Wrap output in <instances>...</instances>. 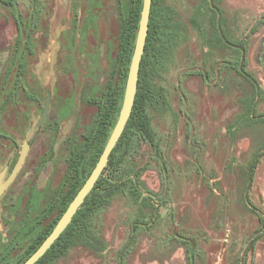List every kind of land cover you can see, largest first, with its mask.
Listing matches in <instances>:
<instances>
[{
  "label": "rangeland",
  "instance_id": "rangeland-1",
  "mask_svg": "<svg viewBox=\"0 0 264 264\" xmlns=\"http://www.w3.org/2000/svg\"><path fill=\"white\" fill-rule=\"evenodd\" d=\"M3 1L10 5L0 2V105L9 80L16 14L25 13L23 29H28L30 13L37 8L36 0ZM81 2L73 5L84 9L80 17L75 10V21L81 23L85 16L83 29L94 36L92 69L80 78L71 65L74 75L67 85L52 84L48 73L41 78L42 87L50 84L54 93L52 114L60 123L62 141L47 188L46 176L31 180L37 190L31 211L37 215L44 211L43 196L60 181L72 126L80 123L82 133L91 129L96 107L88 101L103 88L93 69L98 45H103L100 62L108 70L130 0ZM53 3L46 4L52 8ZM57 8L51 47L45 30L30 32L35 53L27 56L32 90L25 106L31 121L39 115L44 96L36 74L51 66L46 60L58 46L55 29L60 30L64 18L60 1ZM157 17L161 34L149 66L152 98L147 113L159 153L141 142L118 171L122 179L135 181L138 175L141 197L115 195L55 264H264V0H160ZM35 23L33 19L32 29ZM62 44L68 55L70 47ZM261 153L251 179L250 167ZM46 225L41 222L25 234L18 230L14 239L10 233L15 229L0 234V264L19 263L34 238L28 233Z\"/></svg>",
  "mask_w": 264,
  "mask_h": 264
},
{
  "label": "flooded vegetation",
  "instance_id": "flooded-vegetation-1",
  "mask_svg": "<svg viewBox=\"0 0 264 264\" xmlns=\"http://www.w3.org/2000/svg\"><path fill=\"white\" fill-rule=\"evenodd\" d=\"M48 1L50 0H36L37 8L34 13H30L28 29H23L26 22L25 13L18 14L17 12L15 19V41L13 42L12 54L9 55L7 66V68H10L9 80L6 83L7 87L2 89L5 93L0 105V175L3 176L2 181L4 184L7 183V186L0 195V234H8L12 229H15L16 231L10 233L12 235L11 239L15 238L18 230H20V234H25L28 230H33L41 225V222H46V226L53 222L57 215H59L60 207L63 205L67 195L75 189V186H78L76 191L81 188L88 178H86V175L91 173L97 163L118 118L117 116L116 121L113 123L115 107L119 103L122 105L123 100L124 66L122 64L121 51L123 29L126 27V30H129V19L132 12L137 11L139 5V0H130L128 2L127 16L123 22L121 21L117 50L114 53L112 65L109 66L108 70L106 65L104 64L103 67V64L100 62L103 57L102 53H104L103 45H98L99 53L97 59L94 61L97 64L93 66V69L97 74V79H99L97 83L99 84L101 81L103 88L97 98L88 101V103L96 107V113L90 125L91 129H88L86 133H82L80 132L82 130L80 123L72 126L69 132L71 135L68 139L66 155L63 159L64 170L60 181L55 191H52L47 196H43V198L45 197V200L43 199L44 211L42 209L40 211L41 214L37 215V213L31 211L33 208L32 202L37 198L36 186L34 183V185L32 184L31 180L36 177V179L38 178L37 181H39V178L46 176V186L44 188H47V180L58 165V148L60 145L58 142L62 141L58 139L60 134H62L60 133L62 132L60 123L52 114L54 93L50 84H47L45 88L42 87L41 78H43L42 76L45 73H48L51 76L52 84H56V86L59 83L67 85L70 77L74 75L70 71L71 65H73L80 78L82 75H88L92 69V67L88 66V64H92L90 52L93 43H91L90 36L94 41V36L89 34L88 29H83L86 20L85 16L82 18L81 23L75 21V10L78 12L79 17L80 14L83 15L84 10L81 7L73 8L75 0L74 2L73 0H51V3L54 2L52 8H48V4H46ZM59 1L63 5L61 14L64 15V18L60 25V30L58 28L55 29L57 33L55 41L58 43V46L54 55L46 60L47 64H51V66L40 67V70L36 74V79L40 81L39 84L41 89H43L44 96L43 102L38 106L39 115L35 117V120L31 121L27 119L28 113L25 106L28 98L27 93L32 90L29 87L30 84H28L31 82H27V80H31L28 78L27 56L32 57L35 53V50L29 46V42L31 41V39L29 41L30 32H42L45 30L48 40L46 41L47 48L51 47L53 43L51 33H53L54 28V24L51 22L59 16L57 8V2ZM89 2L90 0H83L81 4L87 3L86 5H88ZM3 4L10 5V3H5L4 1ZM151 12L152 5L149 23ZM33 19L36 20L34 29H32L33 25L31 24ZM77 20L80 21L78 18ZM60 43L71 48H69L68 55H66L62 46L60 47ZM71 53L72 55L70 56ZM12 63L13 66H11ZM79 85H81V88L77 91L80 93L83 85L81 82ZM47 91L50 93L49 107L45 119L39 124L44 113ZM17 96H19L18 101ZM12 105L14 108L16 107L15 110L11 108ZM107 112L110 118L109 122L107 121ZM86 125L89 127L88 124ZM107 127H109L108 130ZM103 143L104 146L101 150ZM23 150L25 151V157L21 167L16 175L9 180ZM100 150L101 153H99ZM92 151L93 154L91 155ZM92 162L93 167H91ZM53 212V217L49 218ZM42 230L43 227H40L38 231H32L34 233L29 232L28 234H33L34 241L41 234ZM33 241L27 248L32 245ZM27 248L25 247L23 250V255ZM7 257L8 255H6ZM4 264H8V262Z\"/></svg>",
  "mask_w": 264,
  "mask_h": 264
},
{
  "label": "trees",
  "instance_id": "trees-1",
  "mask_svg": "<svg viewBox=\"0 0 264 264\" xmlns=\"http://www.w3.org/2000/svg\"><path fill=\"white\" fill-rule=\"evenodd\" d=\"M0 2H3L0 0ZM160 3V0H152V12L151 19L149 23L148 34L146 38V45L144 54L140 64L139 70V79L137 84V92L134 99V105L131 111V115L126 123L124 131L119 139L117 145L112 151L107 166L104 169V172L97 180L94 188L85 199L83 205L78 209L77 213L73 217L71 223L68 225L66 230L61 234L57 241L51 246V248L45 253V255L36 263V264H55L59 259L63 258L69 250L74 245V240L79 235L82 236L84 225L93 218L102 208L109 205L111 199L123 192H129L136 199H139L140 193L137 189V176L135 181L132 178H119L118 171L121 166L124 165L127 156L131 152L137 151L139 144L141 142H147L154 153L157 155L159 153V142L157 139L156 132L154 131L150 118L147 113V107L150 104L152 98V89L151 81L149 78V66L153 58V50L156 45V42L160 38L161 34V23L157 17V7ZM141 11V0H139V5L137 11H133L130 17L129 30H126V27L123 29L122 33V64L124 68L123 72V93L124 95L125 83L127 79L128 69L131 62L136 33L138 29V22L140 18ZM129 36L128 38H126ZM242 63L245 66L244 54L242 55ZM121 103L115 107V114L113 116V123L116 121L118 113L120 111ZM107 121H110L108 117V112L106 113ZM109 126V123H108ZM109 127H107V130ZM104 146V143L101 145V150ZM101 150L99 153H101ZM261 154H258L250 167V178L252 179L254 170L257 166L258 161L260 160ZM89 174L86 175V178ZM77 188L71 191L67 198L64 200L63 205L60 207L59 215L51 222L48 226L44 227L41 234L33 241L32 245L27 248L25 254L22 256V259L17 264H23L41 245L45 238L52 231L56 222L58 221L61 214L66 210L69 203L77 193ZM138 227L135 225L132 230V238L137 234ZM184 245L189 248L190 244L186 239H181ZM257 239L251 241L250 249L253 248L254 243ZM191 264V261H189Z\"/></svg>",
  "mask_w": 264,
  "mask_h": 264
},
{
  "label": "water",
  "instance_id": "water-1",
  "mask_svg": "<svg viewBox=\"0 0 264 264\" xmlns=\"http://www.w3.org/2000/svg\"><path fill=\"white\" fill-rule=\"evenodd\" d=\"M151 5H152V0L142 1L138 30L136 34V40H135L131 62L128 69L127 79L125 83L122 105L119 111L117 121L107 140V143L102 153L100 154L97 163L95 164L94 168L89 174L88 178L85 180L81 188L77 191L76 195L73 197V199L71 200L68 207L59 218V220L57 221L52 231L41 243V245L36 249V251L26 261H24L23 264H36L51 248V246L57 241V239L61 236V234L66 230L68 225L71 223L73 217L77 213L78 209L83 205L85 199L88 197V195L94 188L97 180L104 172L109 157L112 151L114 150L116 144L118 143L119 139L121 138L126 123L131 115V111L134 105L135 95L137 92L140 64L144 54L146 38L148 34ZM49 96L50 93L49 91H47V98L44 105V113L39 121V124L43 122L46 113L48 111ZM24 157H25V151L23 150L9 180H11L20 169ZM2 178L3 176L0 175V195L3 193L4 189L7 186V183L5 184L3 183Z\"/></svg>",
  "mask_w": 264,
  "mask_h": 264
}]
</instances>
